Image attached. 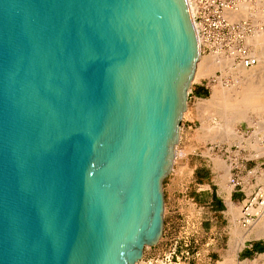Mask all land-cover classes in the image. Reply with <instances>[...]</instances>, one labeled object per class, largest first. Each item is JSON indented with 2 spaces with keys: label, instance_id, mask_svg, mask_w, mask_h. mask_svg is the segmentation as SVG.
<instances>
[{
  "label": "water",
  "instance_id": "95a60500",
  "mask_svg": "<svg viewBox=\"0 0 264 264\" xmlns=\"http://www.w3.org/2000/svg\"><path fill=\"white\" fill-rule=\"evenodd\" d=\"M198 55L187 0H0V264L160 241Z\"/></svg>",
  "mask_w": 264,
  "mask_h": 264
},
{
  "label": "rangeland",
  "instance_id": "374dc122",
  "mask_svg": "<svg viewBox=\"0 0 264 264\" xmlns=\"http://www.w3.org/2000/svg\"><path fill=\"white\" fill-rule=\"evenodd\" d=\"M235 5V8L226 9L225 14L235 23L243 21L248 24L249 31L246 32L245 42L256 57L257 63L251 67H245L234 57H227L221 51L211 52L207 49L204 52L201 51L199 64L203 68L207 67L206 63L210 59L215 64L214 59L218 57L217 62L221 58L222 63L224 61L231 63L228 67L232 75L240 72L238 73L240 76L233 77L230 74L226 76L225 71L215 66L211 67V70L209 68V73L205 71L206 67L203 69L199 65L201 69L197 68L195 79L190 87L191 97L188 98L187 109L181 121L176 157L171 172L163 182L165 201L163 234L156 245L145 248L143 258L160 255L169 248L170 239L186 235L182 227L189 226L187 231L192 228L194 239H197L193 242L192 248H194L190 254L192 255L196 250H202L203 247L207 250L205 251L206 264H241L243 262L264 264V251L252 252L247 257L243 252L244 246L251 242L264 247V233H261V226H264V214H259L250 227L243 229L245 241L241 245L237 242L239 234L235 232L237 229H242L237 222L240 204L233 199L236 193L248 194L258 183L264 187V0H236ZM229 12L238 14L231 17ZM203 70L207 74L203 73ZM231 83L236 86L233 87ZM238 84L240 85L237 88ZM252 84L258 85L261 91L258 92L259 88L255 86L256 90H250L254 88ZM198 86L208 91L206 97L195 93V88ZM231 90L234 91L230 92ZM188 157L193 159L190 164ZM198 162L209 164L214 162L216 173L213 174L222 180L227 193L223 196L224 203L220 213L203 209L202 197L198 198L199 193L193 190L198 186H194L197 183L195 179L197 175L192 169L194 163ZM238 169L242 170L240 175L244 188L240 190L236 187L232 190L233 187L228 182L229 177L236 174ZM174 176L176 201L173 209L178 210L174 213L173 222L168 228L170 203L165 195L164 183ZM230 191H232V197L229 195ZM209 228L213 233L221 235L219 244L214 247L212 244L200 243L198 238Z\"/></svg>",
  "mask_w": 264,
  "mask_h": 264
},
{
  "label": "built area",
  "instance_id": "2783aa9c",
  "mask_svg": "<svg viewBox=\"0 0 264 264\" xmlns=\"http://www.w3.org/2000/svg\"><path fill=\"white\" fill-rule=\"evenodd\" d=\"M197 37L202 38V52L221 51L227 57H234L245 67L257 63L251 49L246 44V32L249 31L246 22H233L225 15L227 8L235 7L236 0H187ZM238 169L236 174L229 177V184L235 189L244 188V182ZM258 183L248 194L245 193L240 201L238 224L241 228L249 227L264 208V187ZM148 248V246L146 247ZM189 244L182 236L170 239V246L157 257L141 258L135 264H189Z\"/></svg>",
  "mask_w": 264,
  "mask_h": 264
},
{
  "label": "crops",
  "instance_id": "0c3cea01",
  "mask_svg": "<svg viewBox=\"0 0 264 264\" xmlns=\"http://www.w3.org/2000/svg\"><path fill=\"white\" fill-rule=\"evenodd\" d=\"M198 88H199V86L195 88V93H196V90ZM190 92H191V90H190ZM190 97H191V94L189 93V98ZM205 160L208 162L207 159H205ZM192 161H193V159L191 157L190 158L188 157V163L190 164ZM192 171H195V174L197 175L195 177V179L197 180V183L194 184V186L195 185L198 186L197 188L194 187L193 190H194V192L199 193L197 196L198 198L202 197V199H203L202 204L204 205L203 209H211V211L213 213H220L222 211L221 208H222L223 203H224L223 196L227 192H226L225 188L223 187L221 178L216 176L215 174H213V173H216V168H215L214 162L212 164L201 163V162L194 163ZM187 181H189V180H187ZM164 184H165V187H164L165 188V195L168 197L169 203H170V205H169V209H170V215H169L170 219L169 220H170V222L167 223L168 228H170V224L173 222L174 213H176V211L178 210V209L177 210L173 209V207L175 206L174 205L175 201H176V199H175V194H176L175 193V191H176V178H175V176L172 178H169L168 182H166ZM201 190H203L202 193H201ZM232 190H234V189H232ZM231 192L232 191L229 192L230 197H232ZM243 197H244L243 193H236V194H234L233 199L238 201V203L240 204V201L243 199ZM182 228H184V233L186 234V235L182 236V238L188 242L189 252L190 251L192 252L193 248H194V247L192 248L193 242L197 241V239H194L195 236H193V234H194L193 229L190 228V231H187L189 226H185ZM219 236L221 237L220 234L217 235V234L213 233L211 228H209L205 232H202L201 236H198V238L201 241L200 243L212 244V246L214 247L215 245H218L220 242ZM253 245H254V243H252V242L245 245L244 249H243L244 254L246 252L249 255H251L252 252L261 253L262 252L261 250L264 251V247L258 245V243H257V246L259 248H261V249H259V251L255 250ZM205 251H207V250H204L203 247H202V250L194 251L192 255L191 254L189 255V258H188L189 262L188 263L189 264H206L207 259H205ZM198 253H200L199 256H198Z\"/></svg>",
  "mask_w": 264,
  "mask_h": 264
},
{
  "label": "bare ground",
  "instance_id": "6f19581e",
  "mask_svg": "<svg viewBox=\"0 0 264 264\" xmlns=\"http://www.w3.org/2000/svg\"><path fill=\"white\" fill-rule=\"evenodd\" d=\"M243 7L246 8V6H244V5H243ZM232 8H235V7H232ZM227 9H228V8H227ZM244 10H245V9H244ZM225 11H226V10H225ZM190 12H191V10H190ZM229 14H231V17H232V16H237L238 13L236 14V12H235V14H234V13L229 12ZM225 15H226V14H225ZM198 43H199V55H198V57H197L196 68H195L194 77H193V79H192V82H193L194 79H195V76H196V73H197V68L199 67V65H201V64H199V63H200V59H201V58H200V56H201V51H202V38H201V37H198ZM216 54H217V53H216ZM219 54H220V53H219ZM220 57H221V56H220ZM216 58H218V57H216ZM216 58L214 59V60H215V61H214L215 64H213L212 59H210V60L208 61L209 63H208V62L206 63V64H208L207 67L204 65V66L206 67V68L204 67V68H205V71L208 72L209 68H210V70H211V67L213 68V66H215L216 68L225 71V75H226V76H228L229 74L232 75V73H230V72H232V71H229V67H228L229 65H231V63H230L229 61H228L229 63H228L227 61H226V62L224 61V62L222 63L221 58L219 59L220 61L217 62L216 60H218V59H216ZM222 58H223V57H222ZM223 60H226V59H223ZM228 60H229V59H228ZM205 62H206V61H205ZM220 62H221V64H220ZM211 63H212V64H211ZM208 66H209V67H208ZM200 67L203 68L202 65H201ZM200 67H199V68H200ZM199 68H198V69H199ZM204 68H203V69H204ZM200 69H201V68H200ZM210 70H209V71H210ZM205 71L203 70V73L207 74ZM240 71H241V70H240ZM212 72H213V71H212ZM237 72H238V71H237ZM203 73H202V74H203ZM208 73H209V72H208ZM238 73H240V72H238ZM238 73L235 74V75H237V77L240 76ZM235 75L233 74L232 76L234 77ZM225 80H226V79H225ZM221 82H222V81H221ZM223 83H224V82H223ZM257 84H258V83H257ZM231 85H233V83H231ZM239 85H240V84H238L237 88L239 87ZM250 85H251V84H250ZM258 85H259V84H258ZM258 85H257V86L254 85V86H255V87H258ZM235 86H236V85H233V87H235ZM254 86H253V84H252V87H254ZM259 86H260V85H259ZM229 87H230L231 89H234V88H232V86H230V85H229ZM255 87H254V88H251L250 90H252V89L254 90ZM260 87H261V86H260ZM227 88H228V85H227ZM249 88H250V86H249ZM258 88H259V87H258ZM261 88H263V87H261ZM228 89H229V88H228ZM259 89H260V88H259ZM259 89L257 90L258 92L261 91V89H260V90H259ZM229 90H230V89H229ZM234 90H235V89H234ZM234 90H231L230 92H232V91H234ZM255 90H256V89H255ZM226 91H227V90H226ZM237 91H238V90H237ZM262 91H263V90H262ZM251 92H252V91H251ZM254 92H255V91H254ZM227 93H228V92H227ZM262 93H263V92H262ZM252 96H253V95H252ZM175 157H176V153H175ZM258 213H259V214H264V208H262V210L259 211ZM253 223H254V222H253ZM253 223H252V224H253ZM252 224H251V225H252ZM251 225H250V226H251ZM261 225H262V224H261ZM250 226H249V227H250ZM261 227H262V230H261L260 228H259V229L261 230V233H264V226L262 225ZM247 228H248V227H247ZM243 229L246 230L245 228H242V229H237V230L235 231L237 235L239 234V237H238V239H237V242H238L239 244H241V245H243V244H244V241H245V237H244V231H243ZM241 264H247V262H243V263H241Z\"/></svg>",
  "mask_w": 264,
  "mask_h": 264
},
{
  "label": "trees",
  "instance_id": "16d2710c",
  "mask_svg": "<svg viewBox=\"0 0 264 264\" xmlns=\"http://www.w3.org/2000/svg\"><path fill=\"white\" fill-rule=\"evenodd\" d=\"M196 93H197V95L198 96H204V97H206L207 95H208V91L204 88V87H199L197 90H196ZM254 249L255 250H258L259 251V249H261V248H259L258 246H257V243H254ZM261 251H263V250H261ZM245 254H246V257H247V255H249L248 253H246L245 252Z\"/></svg>",
  "mask_w": 264,
  "mask_h": 264
}]
</instances>
